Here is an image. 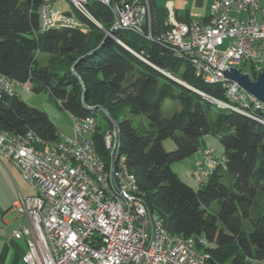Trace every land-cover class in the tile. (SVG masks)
I'll return each instance as SVG.
<instances>
[{
  "label": "trees",
  "instance_id": "16d2710c",
  "mask_svg": "<svg viewBox=\"0 0 264 264\" xmlns=\"http://www.w3.org/2000/svg\"><path fill=\"white\" fill-rule=\"evenodd\" d=\"M41 3L0 0V74L19 84L31 82L35 92H48L73 118L101 116L94 140L98 154L107 161L104 127L115 126L102 110L86 108L82 96L88 107L105 109L118 124L121 153L151 213L160 215L174 236L204 239L207 246L198 247L206 254V264L264 260V203L256 213V200L260 192L264 194V125L218 110L196 93L225 98L221 84H206L158 43L118 31L96 51L106 33L80 13L77 18L85 27L40 34ZM87 5L110 30L113 14L93 1ZM150 6L151 29L160 34L168 26L163 31L155 27L153 0ZM38 51L61 65L40 63ZM168 100L179 108L164 117ZM119 107L127 112L118 115ZM258 114L264 118L263 112ZM131 116L144 117L150 127H136ZM0 131L10 136L34 133L45 146L61 138L48 114L21 97L0 99ZM211 135L219 137L223 146L225 168L217 167L204 185L194 189L180 180L172 165L205 148V138ZM167 139L176 143L172 152L163 147ZM215 203L219 204L216 214L210 212ZM245 222L251 223L248 232Z\"/></svg>",
  "mask_w": 264,
  "mask_h": 264
},
{
  "label": "built area",
  "instance_id": "2783aa9c",
  "mask_svg": "<svg viewBox=\"0 0 264 264\" xmlns=\"http://www.w3.org/2000/svg\"><path fill=\"white\" fill-rule=\"evenodd\" d=\"M74 1L102 28L83 0ZM108 1L117 10L118 24H133L154 34L145 0ZM217 9H224L223 17H216ZM49 11H58V26L49 25ZM40 17V34L84 27L68 11L49 7L48 0H42ZM192 21L195 32H186L185 25L172 19L168 29L154 35L166 49L193 53L202 81L225 77V72L233 68L252 79L264 71V0H212L209 19ZM28 93L30 86L13 90L0 79V99ZM224 97L210 98L234 105L233 96ZM72 120L73 135L61 136L86 145L84 160L87 165L89 160H96L92 169L100 171L94 140L97 120L73 117ZM111 136H115L114 132ZM198 153L202 159L193 166L194 176L202 186L213 175L211 165L225 168V158L215 159L214 151L208 147ZM0 158L15 167L34 191L32 196L20 197L13 205L19 218L30 221L29 226L19 225L13 231L16 240L27 244L25 264H199V260H206V254L197 256L189 244H176L173 238L164 237L157 219H146L141 202L123 179L118 157L113 168L115 182L127 194V201H118L116 195L113 199L102 198L92 181L83 180L73 171V154H65V160H56V153L50 150L27 149L20 137L0 133ZM126 202L135 203L134 212H127Z\"/></svg>",
  "mask_w": 264,
  "mask_h": 264
},
{
  "label": "bare ground",
  "instance_id": "6f19581e",
  "mask_svg": "<svg viewBox=\"0 0 264 264\" xmlns=\"http://www.w3.org/2000/svg\"><path fill=\"white\" fill-rule=\"evenodd\" d=\"M86 6L89 1H93L94 3L108 9L114 16V23L110 30L104 29L108 34V37L115 38L114 32L124 31L129 33L137 34L141 37H145L149 42L158 43L163 46V41L157 40L154 34L147 33L133 24H118V14L117 10L115 9L114 4L108 0H83ZM73 8L83 15L88 20L95 23V19L92 18L90 14H88L85 10L82 9L80 6H75L74 0H69ZM56 0H48L49 7H55ZM146 7L149 11V20L151 22V6L150 0H145ZM224 16V9H217L216 10V17H223ZM48 22L50 26H58L59 25V16L56 11H49L48 12ZM174 22H176L174 20ZM179 25H185L186 32H195V21L190 22H176ZM103 26V25H102ZM103 28V27H102ZM106 34V35H107ZM173 56L184 63H187L195 72L196 76L201 78L200 67L198 62L194 60V54L188 53L186 50L183 49H168ZM172 78V77H171ZM0 79L4 81V83L13 90H20L21 88H26L30 86V91L32 92L34 87L32 83H25L19 84L16 83L4 75L0 74ZM208 85H217L221 84L225 94H229L233 96V104L227 101H220L216 98H210L213 96H209L207 94L198 93L202 97H204L207 101L211 102L215 106H218L222 109L229 110L231 112H236L242 115H245L256 122L264 125V118L258 114L259 112L264 113V104L259 102L254 96L247 93L244 89H242L237 83L231 82L225 77H209L203 80ZM200 92V91H196ZM13 97V96H8ZM244 107H240L243 106ZM255 113V114H254ZM91 119H95L94 117H88ZM98 128V123L94 127V136L96 134ZM114 132L115 136H111ZM1 135L3 136H10L2 131H0ZM34 134V133H33ZM32 133H28L26 136H16L20 137L27 149H37V151H52L56 153V160H65V154H73L72 159V169L73 171L77 172V175L82 177L83 180H90L95 184L96 188H99V193L101 197L104 199H113V195L118 197V201H127V194L120 190L118 183L115 182L114 171L113 168L115 166L116 157L120 159V167L123 179L129 183V188L135 192L136 197L141 202L142 207L145 210V217L148 220H158V224L161 228V232L164 237L173 238L174 243L176 244H189V248L193 253H196L197 256H204L203 253L199 251L198 244L201 246H207V243L201 237L197 238H184L179 236L172 235L166 228L164 224V220L158 214H152L150 208L148 207L144 195L141 194L139 191L136 178L129 170L127 159L126 157L119 151V135L118 129L116 127L112 128L111 130L107 131L104 135V146L108 151V160L106 161L103 159L99 154L100 157V171L98 169H92V167H96V160H89V165L84 160L83 154H87V147L86 145H81L77 140H67L63 139L61 136L60 140L54 144L45 146L43 145L40 140L33 135ZM218 167V165H211V173ZM126 210L127 212H134L135 211V203L134 202H126ZM250 264H264V260H256V259H248ZM199 264H206V260H199Z\"/></svg>",
  "mask_w": 264,
  "mask_h": 264
},
{
  "label": "crops",
  "instance_id": "0c3cea01",
  "mask_svg": "<svg viewBox=\"0 0 264 264\" xmlns=\"http://www.w3.org/2000/svg\"><path fill=\"white\" fill-rule=\"evenodd\" d=\"M211 5L212 0H153L155 27L163 31L165 26L172 24V19L176 22L207 21ZM64 10L71 12L67 8ZM33 194L17 169L0 158V264H25L23 256L27 244L16 240L13 231L19 225L29 226L30 221L26 217L19 218L13 205L20 197Z\"/></svg>",
  "mask_w": 264,
  "mask_h": 264
},
{
  "label": "rangeland",
  "instance_id": "374dc122",
  "mask_svg": "<svg viewBox=\"0 0 264 264\" xmlns=\"http://www.w3.org/2000/svg\"><path fill=\"white\" fill-rule=\"evenodd\" d=\"M55 7H59L60 11H65L64 8L69 9L74 15H70L72 18H74L76 21H79L77 18V15L79 13L73 8L69 0H56ZM106 9V8H105ZM58 13V11H56ZM80 22V21H79ZM84 24V23H83ZM85 25V24H84ZM83 25V26H84ZM85 27V26H84ZM103 27V26H102ZM83 28V27H82ZM105 33L104 27L101 28ZM123 32V31H122ZM107 34V33H106ZM134 34V33H131ZM108 35V34H107ZM136 36H139L137 34H134ZM141 37V36H139ZM147 40L145 37H141ZM148 41V40H147ZM38 60L42 64H51V65H61L60 61H58L56 58L42 54L40 53L38 55ZM21 99L26 102L29 106L37 108L39 110H42L48 114V116L51 118V120L55 123L57 129L59 130L60 134L63 136L71 137L73 135V120L72 117L61 107V105L58 102H55L50 94L46 91L42 92H35L32 91L28 94H23L21 96ZM215 106V105H214ZM218 110L223 111H229L222 109L218 106H215ZM179 108V104L177 102H172L168 100L166 104L163 107V116L164 117H170L175 110ZM127 108L119 107L116 111L118 115L122 113H126ZM215 117L217 116V112L214 113ZM131 119L136 127L139 128H149L150 125L147 122V120L144 117L141 116H131ZM103 119L100 116L97 120V123H102ZM104 131L107 132L106 127H104ZM206 147L212 149L214 151V158L215 159H221L223 157V146L219 140V137L217 136H208L205 138ZM163 147L166 152H172L176 149V143L173 139H167L163 142ZM202 159L201 155L199 153L191 156L190 158L180 162L175 163L172 165V170L178 175L180 180L185 183L186 185L198 189L200 185L195 179L194 176V164L198 160ZM212 169V168H211ZM224 180L227 182L229 179L228 177H225ZM264 203V194L259 193V196L256 200V213L261 212L262 206ZM219 210V204L215 203L211 208V213H218ZM245 230L248 232L251 229V223L245 222L244 224Z\"/></svg>",
  "mask_w": 264,
  "mask_h": 264
},
{
  "label": "water",
  "instance_id": "95a60500",
  "mask_svg": "<svg viewBox=\"0 0 264 264\" xmlns=\"http://www.w3.org/2000/svg\"><path fill=\"white\" fill-rule=\"evenodd\" d=\"M107 37H108V35H105V37H104L103 41L101 42V44L96 48V51L100 50L102 48V46H103V44H104V42H105ZM72 70L74 71L75 67H73ZM224 76H225V78H227L231 82L237 83L247 93H249L250 95L254 96L259 102L264 104V71L260 75H258L256 79H252L250 77V75H248V74L241 73L236 68H233V69L225 72ZM82 103L88 109H96V110L100 109V110H102L110 118V120L113 122V125L116 128H118L117 122L114 121L108 115V112L105 109H103L101 107H95V108L88 107L85 104V102H84V95L82 96ZM118 135H119V148H118V151L120 153L122 151V149H121V140H120L119 129H118Z\"/></svg>",
  "mask_w": 264,
  "mask_h": 264
}]
</instances>
